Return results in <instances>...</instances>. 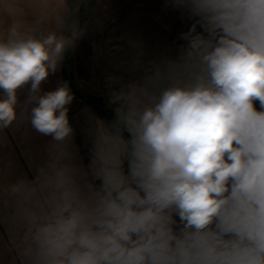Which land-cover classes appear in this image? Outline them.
Wrapping results in <instances>:
<instances>
[{
  "label": "clouds",
  "instance_id": "obj_1",
  "mask_svg": "<svg viewBox=\"0 0 264 264\" xmlns=\"http://www.w3.org/2000/svg\"><path fill=\"white\" fill-rule=\"evenodd\" d=\"M89 5L0 0V264H264V0H172L195 21L186 47L110 78L85 164L74 93L41 85ZM32 132L50 141L17 173L9 136Z\"/></svg>",
  "mask_w": 264,
  "mask_h": 264
},
{
  "label": "rangeland",
  "instance_id": "obj_2",
  "mask_svg": "<svg viewBox=\"0 0 264 264\" xmlns=\"http://www.w3.org/2000/svg\"><path fill=\"white\" fill-rule=\"evenodd\" d=\"M81 17L88 26L75 48L69 50L68 70L74 87L68 85L93 109L94 116L106 121L114 116L108 106L109 91L119 86L111 84L110 78L127 82L139 77L141 71L130 68L139 50L144 52L143 63L175 59L187 45L181 34L195 22L182 9L175 8L172 0H94ZM197 31H201L199 26ZM129 40L137 42L139 48L131 47ZM99 102L103 113L98 110ZM84 124L87 128L88 119ZM85 141L89 149L87 136Z\"/></svg>",
  "mask_w": 264,
  "mask_h": 264
},
{
  "label": "crops",
  "instance_id": "obj_3",
  "mask_svg": "<svg viewBox=\"0 0 264 264\" xmlns=\"http://www.w3.org/2000/svg\"><path fill=\"white\" fill-rule=\"evenodd\" d=\"M86 11L85 9L81 10V13ZM68 61L65 59L62 62V65L56 74L50 75L48 80L42 83L41 87L43 91L54 90L59 84L67 82L69 83L70 74L68 70ZM72 93L73 90L71 89ZM74 100L69 106V122L74 129L75 133V143L79 147L80 157L82 158L85 164L88 163L87 154L89 149L86 146V122L87 116L89 114L93 115V109L84 104V101L81 97H78L74 94ZM23 98V97H22ZM11 140V148L6 150V155L9 160L13 162V167L17 173L27 172L30 159H34L37 163L43 158L44 151L50 137L41 136L35 132L31 133L30 139L25 143H18L17 140Z\"/></svg>",
  "mask_w": 264,
  "mask_h": 264
},
{
  "label": "trees",
  "instance_id": "obj_4",
  "mask_svg": "<svg viewBox=\"0 0 264 264\" xmlns=\"http://www.w3.org/2000/svg\"><path fill=\"white\" fill-rule=\"evenodd\" d=\"M93 3H94V0H90V5H89L90 8L93 6ZM66 59H67L68 63L71 64V58L69 55V51L66 53ZM69 84L71 87H74L72 80H69ZM98 110L100 111V113H103V107H102L101 102H99Z\"/></svg>",
  "mask_w": 264,
  "mask_h": 264
}]
</instances>
